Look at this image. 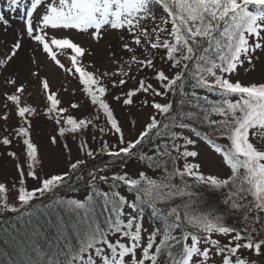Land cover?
Masks as SVG:
<instances>
[{"label":"snow or ice","instance_id":"6c2138e0","mask_svg":"<svg viewBox=\"0 0 264 264\" xmlns=\"http://www.w3.org/2000/svg\"><path fill=\"white\" fill-rule=\"evenodd\" d=\"M0 128V264H264V0H0Z\"/></svg>","mask_w":264,"mask_h":264},{"label":"rangeland","instance_id":"374dc122","mask_svg":"<svg viewBox=\"0 0 264 264\" xmlns=\"http://www.w3.org/2000/svg\"><path fill=\"white\" fill-rule=\"evenodd\" d=\"M18 14H14L12 16V20L14 22L18 21ZM90 59V58H87ZM87 62V61H86ZM67 63V61H65ZM41 75H49V69L43 68L41 71ZM50 78V84L53 91H60L61 95H64L63 88L67 87L69 89L73 88L75 86V82L69 83L68 79L63 78L60 75H49ZM28 99L29 101L35 106L36 104L40 103V89L38 86V83L33 82L29 84L28 88ZM118 115H121L120 113H117ZM143 121L141 120V123ZM33 128H34V134L33 137L36 140V143L39 145L40 153L44 156L45 160L49 163L52 161L53 155H56L58 157L57 153H52L51 150L48 148V136L51 133L52 129L47 125V123L43 120H40L38 123L35 121L33 122ZM4 135V131L2 128H0V136ZM6 169L7 173L9 175L12 174V165L10 163H3L0 162V170ZM135 169V165H133V170ZM204 171L208 173H216L221 171L219 162H209L208 166L204 169ZM2 178V177H0ZM146 218V223H147Z\"/></svg>","mask_w":264,"mask_h":264},{"label":"trees","instance_id":"16d2710c","mask_svg":"<svg viewBox=\"0 0 264 264\" xmlns=\"http://www.w3.org/2000/svg\"><path fill=\"white\" fill-rule=\"evenodd\" d=\"M35 122L38 123L37 121H35ZM33 138H34V137H33ZM34 140H35V138H34ZM35 142H36V140H35ZM81 194H82V193H81ZM208 199H209L210 202H212V201H216V200L220 199V197H219L218 195L212 194V195H210V196L208 197Z\"/></svg>","mask_w":264,"mask_h":264}]
</instances>
